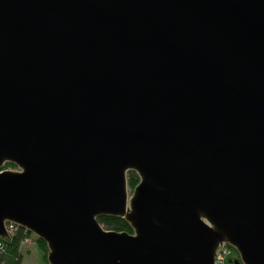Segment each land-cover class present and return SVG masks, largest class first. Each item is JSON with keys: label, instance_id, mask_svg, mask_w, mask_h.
<instances>
[{"label": "water", "instance_id": "1", "mask_svg": "<svg viewBox=\"0 0 264 264\" xmlns=\"http://www.w3.org/2000/svg\"><path fill=\"white\" fill-rule=\"evenodd\" d=\"M6 162L49 264H264V0H0Z\"/></svg>", "mask_w": 264, "mask_h": 264}, {"label": "trees", "instance_id": "2", "mask_svg": "<svg viewBox=\"0 0 264 264\" xmlns=\"http://www.w3.org/2000/svg\"><path fill=\"white\" fill-rule=\"evenodd\" d=\"M7 166H14L11 162L5 163ZM139 182V176L133 170L127 172V184L130 190ZM98 222L105 228L115 231H126L132 233L133 229L129 222L120 216L100 215L97 217ZM33 237L34 243L41 252V258L45 264L47 261L48 248L47 244L40 238L36 237L32 232L22 226H16L9 234L8 238L0 237V264H22L23 252L21 246L23 243L30 242ZM226 264H243L237 251L230 246V254L226 260Z\"/></svg>", "mask_w": 264, "mask_h": 264}, {"label": "rangeland", "instance_id": "3", "mask_svg": "<svg viewBox=\"0 0 264 264\" xmlns=\"http://www.w3.org/2000/svg\"><path fill=\"white\" fill-rule=\"evenodd\" d=\"M0 170L18 171L19 169L14 166H7L5 163L1 166ZM128 198L131 196L133 190L127 189ZM23 252L22 264H45L41 258V252L37 245L34 243L33 237L30 242L23 243L21 246Z\"/></svg>", "mask_w": 264, "mask_h": 264}, {"label": "built area", "instance_id": "4", "mask_svg": "<svg viewBox=\"0 0 264 264\" xmlns=\"http://www.w3.org/2000/svg\"><path fill=\"white\" fill-rule=\"evenodd\" d=\"M16 224L14 223H6V229L7 232L10 234L14 228H16ZM230 254V248L229 244L227 243H222L221 245L218 246L216 249V254H215V264H226V260Z\"/></svg>", "mask_w": 264, "mask_h": 264}]
</instances>
